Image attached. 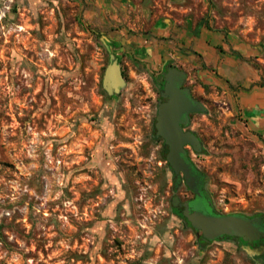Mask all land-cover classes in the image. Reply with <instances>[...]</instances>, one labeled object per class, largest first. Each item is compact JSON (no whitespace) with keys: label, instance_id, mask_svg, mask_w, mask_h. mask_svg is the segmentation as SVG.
<instances>
[{"label":"rangeland","instance_id":"374dc122","mask_svg":"<svg viewBox=\"0 0 264 264\" xmlns=\"http://www.w3.org/2000/svg\"><path fill=\"white\" fill-rule=\"evenodd\" d=\"M166 60L207 109L188 149L214 209L264 214V126L239 100L264 89V0H0V264H264L171 211L194 194L152 139Z\"/></svg>","mask_w":264,"mask_h":264},{"label":"water","instance_id":"95a60500","mask_svg":"<svg viewBox=\"0 0 264 264\" xmlns=\"http://www.w3.org/2000/svg\"><path fill=\"white\" fill-rule=\"evenodd\" d=\"M110 63L105 69L102 87L107 93L117 92L123 86L120 66L110 57ZM186 73L175 67L167 66L162 79L164 84L160 90L157 104L153 135L162 139L167 147L166 163L173 174V188L177 189L182 183L195 197L204 198L211 213L206 214L191 209L190 202H181L179 197L173 196L171 206L181 209L184 224L199 235L202 244L223 237H232L236 243L242 240L245 243L264 240V229L261 228L264 216L249 217L243 214H222L217 212L207 193L205 175L200 172L188 157V149L199 154L203 145L199 137L187 129L190 124V115L206 113V107L194 99L188 87H183ZM264 249V246H263ZM249 252V247L245 246Z\"/></svg>","mask_w":264,"mask_h":264},{"label":"flooded vegetation","instance_id":"af4514ba","mask_svg":"<svg viewBox=\"0 0 264 264\" xmlns=\"http://www.w3.org/2000/svg\"><path fill=\"white\" fill-rule=\"evenodd\" d=\"M149 2H151V0H142V5H145L146 3H149ZM123 42H124V43H123ZM119 43H120V44H123V45H121V46H122L124 49H126L128 52L134 53V54L136 55L135 57H138V58H137L138 61H142V60L145 59V58H143V55H139V54H138V51H139V50L136 49V48H134V47H133V44L130 43L128 40H126V39L121 40V39H120V40H119ZM126 47H128V48H126ZM140 57H142V58H140ZM167 66L175 67V68H177V69H179V70H182V69L176 67L175 65H173L172 62H171L170 60H166L165 63L163 64V69H162L161 73H160L159 76H158V82H159V84H160V90L162 89L163 84H164L163 80H161V79H162L163 75L165 74V69H166ZM182 71H184V70H182ZM184 72H185V71H184ZM185 73H186V72H185ZM186 76H187V74H186ZM185 80H186V78H185ZM183 87H186V86H185V81H184ZM190 92H191V91H190ZM159 94H160V93H159ZM191 95H192V94H191ZM192 97H193V96H192ZM193 98H194V97H193ZM194 99H195V98H194ZM196 100H197V99H196ZM187 152H188V157H189V149H188ZM189 159H190V157H189ZM190 160H191V159H190ZM204 181L207 182L206 177H205ZM193 199H194V198H193ZM193 199H192V200H193ZM253 216H264V214H256V215H252V216H249V217H253ZM261 228L264 229V219H263V222H262ZM218 240H228V241H233L232 237H223V238H220V239H218ZM233 242H234V241H233ZM236 243H237L238 245H240V246H248V247H249L250 249H252V250L259 249L260 247L263 248V246H264V240L254 241L253 243H250V244L245 243V242H243L242 240H238Z\"/></svg>","mask_w":264,"mask_h":264},{"label":"crops","instance_id":"0c3cea01","mask_svg":"<svg viewBox=\"0 0 264 264\" xmlns=\"http://www.w3.org/2000/svg\"><path fill=\"white\" fill-rule=\"evenodd\" d=\"M242 107L257 126H264V89L239 97Z\"/></svg>","mask_w":264,"mask_h":264},{"label":"trees","instance_id":"16d2710c","mask_svg":"<svg viewBox=\"0 0 264 264\" xmlns=\"http://www.w3.org/2000/svg\"><path fill=\"white\" fill-rule=\"evenodd\" d=\"M153 139V141L154 142H161V144H162V154H161V156H162V161L163 162H165L166 163V154H167V147L163 144V141H162V139H156V138H152ZM166 167L169 169V170H171L170 169V167H169V165L166 163ZM173 181H174V178H173ZM172 207V206H171ZM171 211L175 214V215H177L181 220H183L184 221V218H183V216H182V213H181V209H179V208H171ZM188 227H190V225L188 224ZM191 228V227H190ZM192 229V228H191Z\"/></svg>","mask_w":264,"mask_h":264},{"label":"bare ground","instance_id":"6f19581e","mask_svg":"<svg viewBox=\"0 0 264 264\" xmlns=\"http://www.w3.org/2000/svg\"><path fill=\"white\" fill-rule=\"evenodd\" d=\"M189 147H187V149H188Z\"/></svg>","mask_w":264,"mask_h":264}]
</instances>
